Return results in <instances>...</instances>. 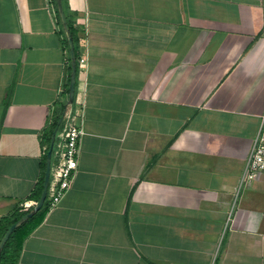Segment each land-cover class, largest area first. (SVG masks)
Listing matches in <instances>:
<instances>
[{"label": "crops", "instance_id": "crops-1", "mask_svg": "<svg viewBox=\"0 0 264 264\" xmlns=\"http://www.w3.org/2000/svg\"><path fill=\"white\" fill-rule=\"evenodd\" d=\"M66 2L87 56L67 109L79 170L17 229L18 264H264V174L239 189L264 114V0ZM59 18L55 0H0V231L38 204L68 102Z\"/></svg>", "mask_w": 264, "mask_h": 264}, {"label": "built area", "instance_id": "built-area-1", "mask_svg": "<svg viewBox=\"0 0 264 264\" xmlns=\"http://www.w3.org/2000/svg\"><path fill=\"white\" fill-rule=\"evenodd\" d=\"M87 62L86 53L81 54L80 65ZM85 135L81 111H66L59 129L52 156L55 163L51 166L47 202L49 209L59 206L72 189L79 170L81 142ZM264 174V114L259 118V127L253 140L246 169L241 177L239 189L249 186Z\"/></svg>", "mask_w": 264, "mask_h": 264}, {"label": "water", "instance_id": "water-1", "mask_svg": "<svg viewBox=\"0 0 264 264\" xmlns=\"http://www.w3.org/2000/svg\"><path fill=\"white\" fill-rule=\"evenodd\" d=\"M56 4H57L59 17H60L61 23L64 27V30L66 32L67 41H68V45L70 48L71 74H70L69 91H68V102L65 106V111H64L63 115L61 116V118L59 119L57 127L55 128V130L53 132V135L51 138L50 148H49L47 155H46V166H45L42 194H41L40 200H39L38 204L36 205V207L31 212H29L27 215H25L23 218H21L16 223H14L8 229V231L6 232V234L4 235V237L0 241V257H1V254H2V251L5 247V245L7 244L8 240L10 239L12 234L18 228H20L23 224H25L28 220L33 218L38 212H40L46 203L47 195H48V187H49V182H50V177H51L52 154H53L56 135H57L59 128L62 124L64 114L66 113L68 107L72 106L74 104V101H75L76 82H77V58H76V54H75V44H74V39L72 37V34H71L70 30L68 29V21H67V17H66L65 11H64L62 0H56Z\"/></svg>", "mask_w": 264, "mask_h": 264}, {"label": "trees", "instance_id": "trees-1", "mask_svg": "<svg viewBox=\"0 0 264 264\" xmlns=\"http://www.w3.org/2000/svg\"><path fill=\"white\" fill-rule=\"evenodd\" d=\"M62 2H63L64 11H65V14H66V17H67V21H68V29L70 30V32L72 34V37L74 39V43H75V54H76V58H77V79H78V74H79V60H80L79 43L77 41L76 34H75L74 22H73V20L69 16L67 2H66V0H62ZM64 43H65V45L67 47H69L68 41H67V36L65 34H64ZM70 72H71V66H70ZM69 82H70V80H69ZM68 87H69V83H68L67 88H66V93H68V91H69V88ZM59 119H60V117H57L55 119L52 127L48 130V132L46 134V144H47V148H46V152H45L44 160H43V173H42V177L40 178V181H39L36 189L34 190V193L30 197V198L38 201V202H39L40 197H41V194H42V187H43V180H44V173H45V166H46V155H47V152H48V150L50 148L51 138H52V135H53V132H54L55 128L57 127V124H58ZM60 128H61V126H60ZM48 204L49 203L46 201V203H45L44 207L41 209V211L39 213H37L33 218H31L30 220H28L25 223V225L23 226V227H25L26 225L33 223V226L31 228L30 233L36 227H38L42 223L44 217L46 216V214L48 212ZM27 214H28V212L20 213L11 222L10 221L7 222L5 224V226H3L1 228V231H0V241L4 237V235L6 234V232L8 231V229L14 223H16L17 221H19L21 218H23ZM17 232H18V230H16L12 234V236L8 240L7 244L5 245V247H4L3 251H2L1 257H0V264H18L19 257H20V252H21V245L19 244L18 246H15V249H13V246H12L14 237L17 234ZM27 236H29V235L27 234L26 237Z\"/></svg>", "mask_w": 264, "mask_h": 264}]
</instances>
